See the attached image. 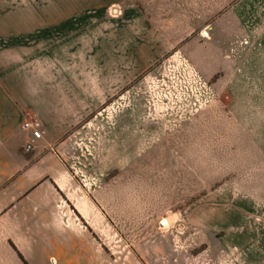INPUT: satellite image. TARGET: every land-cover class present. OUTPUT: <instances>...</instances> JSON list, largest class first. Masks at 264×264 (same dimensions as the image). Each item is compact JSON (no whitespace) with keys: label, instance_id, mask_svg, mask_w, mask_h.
<instances>
[{"label":"rangeland","instance_id":"obj_1","mask_svg":"<svg viewBox=\"0 0 264 264\" xmlns=\"http://www.w3.org/2000/svg\"><path fill=\"white\" fill-rule=\"evenodd\" d=\"M50 59L103 81L27 165L63 172L57 218L111 264H264V0H0V73Z\"/></svg>","mask_w":264,"mask_h":264},{"label":"crops","instance_id":"obj_2","mask_svg":"<svg viewBox=\"0 0 264 264\" xmlns=\"http://www.w3.org/2000/svg\"><path fill=\"white\" fill-rule=\"evenodd\" d=\"M70 21L54 26L55 31L67 29ZM53 29L42 28L34 35L46 36ZM45 63L54 66L45 75L21 67L0 73V264H111L89 222L81 230L79 222L57 218L62 189L45 180L63 179V172L27 167L33 161H57V154L46 150L58 148L92 113L96 86L103 83L86 67L65 69L52 59ZM26 122L31 125L24 129ZM27 144L32 156L24 154ZM247 250L254 252V245Z\"/></svg>","mask_w":264,"mask_h":264},{"label":"built area","instance_id":"obj_3","mask_svg":"<svg viewBox=\"0 0 264 264\" xmlns=\"http://www.w3.org/2000/svg\"><path fill=\"white\" fill-rule=\"evenodd\" d=\"M116 13V9H113V13ZM31 125V123H24L23 124V128L25 129V128H28L29 126ZM24 149H25V151L26 152H28V151H30L31 150V145L30 144H27L25 147H24Z\"/></svg>","mask_w":264,"mask_h":264},{"label":"bare ground","instance_id":"obj_4","mask_svg":"<svg viewBox=\"0 0 264 264\" xmlns=\"http://www.w3.org/2000/svg\"><path fill=\"white\" fill-rule=\"evenodd\" d=\"M171 219H172L171 217L162 219L161 225L162 226L168 225Z\"/></svg>","mask_w":264,"mask_h":264}]
</instances>
